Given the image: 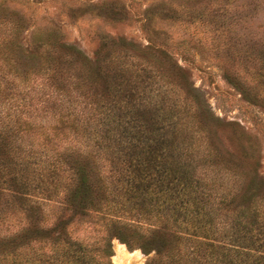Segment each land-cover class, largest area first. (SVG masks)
I'll return each mask as SVG.
<instances>
[{
	"label": "trees",
	"instance_id": "obj_1",
	"mask_svg": "<svg viewBox=\"0 0 264 264\" xmlns=\"http://www.w3.org/2000/svg\"><path fill=\"white\" fill-rule=\"evenodd\" d=\"M85 13L120 22L128 11L120 0L83 1L67 16ZM48 20L51 28L25 33L31 15L0 0V102L19 107L16 87L36 76L53 95L40 108L50 118L40 143L51 151L46 161L32 169L33 160H17L18 132L31 123L0 118V171L23 194L56 197L64 212L44 228L39 205L25 206L17 237L24 262L31 263L26 250L38 242L60 245L61 264H89L94 253L110 264L111 238L129 247L127 234L141 240L144 254L152 252L144 264H264L256 141L238 122L211 112L179 62L188 48L209 52L223 80L264 109V0H149L139 17L142 41L103 35L92 56ZM92 216L104 222L97 242L73 249L67 233L51 234L82 222L95 226ZM140 221L147 233L131 226ZM221 239L259 254L233 263L214 249L212 241Z\"/></svg>",
	"mask_w": 264,
	"mask_h": 264
},
{
	"label": "rangeland",
	"instance_id": "obj_2",
	"mask_svg": "<svg viewBox=\"0 0 264 264\" xmlns=\"http://www.w3.org/2000/svg\"><path fill=\"white\" fill-rule=\"evenodd\" d=\"M83 1H97L100 4L110 0H13V4L24 8L34 20L33 25L28 26L25 33H29L31 26L34 25L38 27L37 32L39 33L45 27L51 28L53 22L48 19L52 18L59 25L63 40L74 42L89 56H92L103 35L142 41L143 36L140 32L139 17L142 8L148 5L149 0H120L128 11L125 18L120 22L106 21L89 13L77 18L68 17V7L76 6ZM179 56L178 54L175 55L176 58H179ZM183 56L185 60H179V62L188 70L193 85L201 90L211 112L226 120L238 122L243 130L256 141H254L256 143L254 153L259 160V170L264 172V109L258 103L243 100L238 91L223 80L219 63L209 52L188 48L187 54ZM16 91L19 93V97H22L20 100L17 99L20 106L14 107L11 106V102L8 104V102L1 101L0 118L5 122L18 116L20 119L28 120L31 123L30 130H20L18 132L17 142L21 146V151L17 155V160H33L32 169L35 166H37L35 167L37 169L38 165L43 162L42 160L46 161L51 152L48 146L42 148L40 145L44 134L47 133L46 127L50 123L48 114L43 113L40 108L51 101L52 91L42 76L30 79L25 85L19 84ZM39 125L42 126L38 128ZM221 144L228 149L232 148H230L231 144L225 141L224 138L221 139ZM4 172V170L0 171L3 174L0 177V264H27L24 262L23 249L18 247L19 240L17 238L18 232L27 222L25 219V206L29 203L30 205H39L41 220L37 223L44 228L53 227L56 219L62 217L64 212L61 209L62 205L58 201L59 199L56 197H51L50 200L43 199V195L38 193L36 189H27L23 194L20 192L22 190L16 185L7 182V175ZM37 173L38 170L29 172L30 184L36 182H32L31 175L36 176ZM39 173L41 177V172ZM227 179L231 180L229 176ZM73 219L76 220V217ZM78 219H81V217ZM92 220L95 222V226L82 222L78 225L66 226L64 231L57 227L51 234L52 236H60L62 232L67 233L69 240L74 241L71 244L73 249L76 248L78 243L85 246L97 242L99 236L105 233L104 222L96 216H92ZM131 226H134L139 232L147 233L148 224L145 222H131ZM125 240L128 241L129 247L118 238H111L110 264H144L146 258L152 255V252L147 254L142 252L140 248L142 242L136 237L126 234ZM222 241H226V239L213 240L214 249L219 246L217 250L234 259L233 263L242 262L243 259H246L245 257L251 259L259 254L237 245L225 244ZM101 243L98 245H101ZM118 244L122 245V248L117 253ZM26 251L27 260L31 261L30 264H46L43 262L44 256H48L47 264H61L60 245L50 247L36 242L32 243ZM75 252L78 251L75 250ZM93 260L89 264H94V262L95 264H105V261L97 258L96 253L93 255Z\"/></svg>",
	"mask_w": 264,
	"mask_h": 264
},
{
	"label": "bare ground",
	"instance_id": "obj_3",
	"mask_svg": "<svg viewBox=\"0 0 264 264\" xmlns=\"http://www.w3.org/2000/svg\"><path fill=\"white\" fill-rule=\"evenodd\" d=\"M122 248V245L118 244L117 248H116V252L118 253Z\"/></svg>",
	"mask_w": 264,
	"mask_h": 264
}]
</instances>
